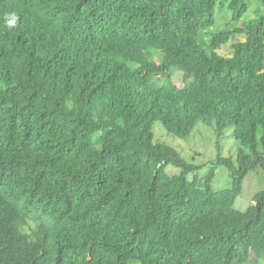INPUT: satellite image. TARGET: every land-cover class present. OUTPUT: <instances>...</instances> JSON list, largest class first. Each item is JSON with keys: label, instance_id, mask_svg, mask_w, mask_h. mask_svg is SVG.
<instances>
[{"label": "trees", "instance_id": "1", "mask_svg": "<svg viewBox=\"0 0 264 264\" xmlns=\"http://www.w3.org/2000/svg\"><path fill=\"white\" fill-rule=\"evenodd\" d=\"M258 1L0 0V264L264 263V191L235 207L264 171ZM157 123L234 127L237 159L190 179Z\"/></svg>", "mask_w": 264, "mask_h": 264}, {"label": "rangeland", "instance_id": "2", "mask_svg": "<svg viewBox=\"0 0 264 264\" xmlns=\"http://www.w3.org/2000/svg\"><path fill=\"white\" fill-rule=\"evenodd\" d=\"M249 1L251 12H254L261 5L258 0ZM217 19L220 27H225L232 21L231 14L225 8L218 11ZM222 53L230 54L231 50L228 47L223 49ZM154 131L157 140L175 148L187 162L202 167L196 173L191 174L190 179L197 175L200 180H203L218 157L232 159L233 161L237 159L239 144L234 137V127L226 129L223 135L219 136L215 129L200 123L192 135L185 140L170 135L161 123L155 125ZM181 171L173 165L167 168V172L171 176L179 175ZM231 185L229 170L225 166H217L216 176L212 184L213 189L222 191L229 189ZM262 191H264V171L258 168L245 178L242 194L235 204L236 209L245 212L253 204L255 195ZM248 264L264 263L252 260Z\"/></svg>", "mask_w": 264, "mask_h": 264}, {"label": "clouds", "instance_id": "3", "mask_svg": "<svg viewBox=\"0 0 264 264\" xmlns=\"http://www.w3.org/2000/svg\"><path fill=\"white\" fill-rule=\"evenodd\" d=\"M17 22V17L14 13L6 15V23L10 27H14Z\"/></svg>", "mask_w": 264, "mask_h": 264}]
</instances>
